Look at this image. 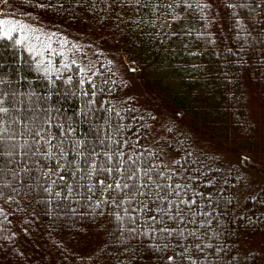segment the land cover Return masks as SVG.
<instances>
[{"label":"trees","instance_id":"obj_1","mask_svg":"<svg viewBox=\"0 0 264 264\" xmlns=\"http://www.w3.org/2000/svg\"><path fill=\"white\" fill-rule=\"evenodd\" d=\"M4 18L100 48L0 23V264H264V182L237 161L264 169V0H0ZM171 60L155 86L201 129L167 162L130 76Z\"/></svg>","mask_w":264,"mask_h":264},{"label":"rangeland","instance_id":"obj_2","mask_svg":"<svg viewBox=\"0 0 264 264\" xmlns=\"http://www.w3.org/2000/svg\"><path fill=\"white\" fill-rule=\"evenodd\" d=\"M0 23L7 30H16L23 34L30 35L32 37L31 43L35 45V43L40 47L47 49L46 51L51 53L53 47H65L69 46L72 50H78L79 52H83L87 57V62L89 61L90 55L93 54L100 47L97 46L96 36L89 35V39H83L81 36H72L67 33H62V37L57 39H53L51 36L52 33H48L43 35L42 30H35L37 28H31L19 21H13L10 19H1ZM36 32H35V31ZM71 40L67 42V39ZM80 40V41H78ZM54 41V43L52 42ZM59 48V49H61ZM41 50V49H40ZM171 56V51L169 53ZM116 65V68L122 72H126L125 70L129 68V64L122 58L114 57L112 59ZM169 66L166 65H158L149 69L151 74L147 75V71H144V78L146 83L143 84L141 79L138 77L133 78L130 76V81L132 85V93L136 96L138 102L143 107L147 108L148 111H152L154 117H152V140L157 144L158 142L163 149L165 148L168 155L165 156V159L170 161L169 158L172 157V152L170 151V144L175 143L178 135L183 131H188L190 134H195V131H199L200 129L195 127L196 125L194 121H192L189 117L183 115L176 107L172 104V101L169 99L166 93H163L157 86L156 83L160 82L163 85H170L172 81L176 79V76L173 73V69L176 64L173 60L168 62ZM132 73V72H131ZM170 92V90H169ZM236 159V157L232 154H229V159ZM241 162L244 168L250 170L253 175L258 177L262 182H264V169L255 167L256 162L253 161V157L240 158L237 160Z\"/></svg>","mask_w":264,"mask_h":264},{"label":"snow or ice","instance_id":"obj_3","mask_svg":"<svg viewBox=\"0 0 264 264\" xmlns=\"http://www.w3.org/2000/svg\"><path fill=\"white\" fill-rule=\"evenodd\" d=\"M117 187H119V185H117Z\"/></svg>","mask_w":264,"mask_h":264}]
</instances>
